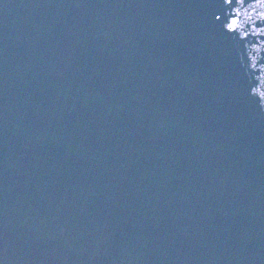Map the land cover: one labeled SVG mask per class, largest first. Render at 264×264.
Segmentation results:
<instances>
[{
    "label": "water",
    "instance_id": "95a60500",
    "mask_svg": "<svg viewBox=\"0 0 264 264\" xmlns=\"http://www.w3.org/2000/svg\"><path fill=\"white\" fill-rule=\"evenodd\" d=\"M0 264H264V0H0Z\"/></svg>",
    "mask_w": 264,
    "mask_h": 264
}]
</instances>
